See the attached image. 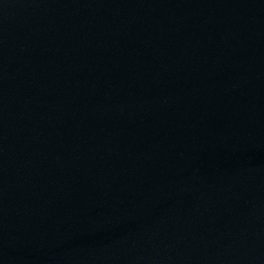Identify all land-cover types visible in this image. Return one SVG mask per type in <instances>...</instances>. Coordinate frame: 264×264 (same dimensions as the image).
Instances as JSON below:
<instances>
[{
    "label": "water",
    "instance_id": "water-1",
    "mask_svg": "<svg viewBox=\"0 0 264 264\" xmlns=\"http://www.w3.org/2000/svg\"><path fill=\"white\" fill-rule=\"evenodd\" d=\"M0 264H264V0H0Z\"/></svg>",
    "mask_w": 264,
    "mask_h": 264
}]
</instances>
